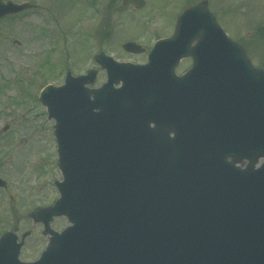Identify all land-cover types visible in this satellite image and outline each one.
I'll list each match as a JSON object with an SVG mask.
<instances>
[{
	"label": "water",
	"instance_id": "1",
	"mask_svg": "<svg viewBox=\"0 0 264 264\" xmlns=\"http://www.w3.org/2000/svg\"><path fill=\"white\" fill-rule=\"evenodd\" d=\"M27 7L1 3L0 18ZM178 27L153 52L183 45L174 58L137 66L102 54L101 89L86 88L98 75L90 71L43 92L64 181L56 205L32 213L53 236L35 264H264V68L252 66L206 4ZM185 55L194 66L177 78ZM156 99L176 114L174 124L157 123L162 137L146 153L138 112ZM64 215L74 226L53 232L50 222ZM17 240L1 238L0 264H22Z\"/></svg>",
	"mask_w": 264,
	"mask_h": 264
},
{
	"label": "rangeland",
	"instance_id": "2",
	"mask_svg": "<svg viewBox=\"0 0 264 264\" xmlns=\"http://www.w3.org/2000/svg\"><path fill=\"white\" fill-rule=\"evenodd\" d=\"M3 1L35 4L33 10L0 22V177L7 183L0 188V238L8 232L19 237L31 232L21 259L34 262L49 236L29 214L53 206L60 197L55 181H62L55 122L48 119L40 92L48 85H63L68 71L78 77L90 69L98 70L93 86L100 87L107 75L94 57L101 52L119 62L143 64V54L129 55L122 44L133 40L149 46L154 36H171L185 4L198 0H147L140 10L125 8L123 0ZM210 4L218 23L234 40L247 34L242 40L249 47L248 56L254 66H264V37L258 35L264 28V0H211ZM190 65L187 60L178 72ZM51 226L61 232L68 221L55 218Z\"/></svg>",
	"mask_w": 264,
	"mask_h": 264
},
{
	"label": "flooded vegetation",
	"instance_id": "3",
	"mask_svg": "<svg viewBox=\"0 0 264 264\" xmlns=\"http://www.w3.org/2000/svg\"><path fill=\"white\" fill-rule=\"evenodd\" d=\"M198 1H200V0H198ZM197 2V1H196ZM196 2H194V4L196 3ZM210 2H211V0L209 1V4H210ZM194 4H192V5H194ZM210 6H211V4H210ZM210 6H209V8H210ZM129 7H132V8H134V9H136L135 7H133V6H129ZM211 10V9H210ZM224 28H225V30H226V32H228L230 35H232L229 31H227V28L225 27V26H223ZM232 36H234V35H232ZM243 38V36L241 37V38H239V40H241ZM145 50H146V53L144 54V56H146L147 57V54L149 53V51H150V48L148 47V46H145ZM186 63V62H185ZM186 70H187V68H186ZM186 70L184 71V72H186Z\"/></svg>",
	"mask_w": 264,
	"mask_h": 264
},
{
	"label": "bare ground",
	"instance_id": "4",
	"mask_svg": "<svg viewBox=\"0 0 264 264\" xmlns=\"http://www.w3.org/2000/svg\"><path fill=\"white\" fill-rule=\"evenodd\" d=\"M144 116V114H141L140 119Z\"/></svg>",
	"mask_w": 264,
	"mask_h": 264
}]
</instances>
